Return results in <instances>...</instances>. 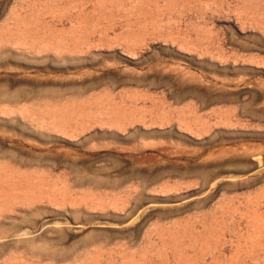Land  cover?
<instances>
[{
    "label": "rangeland",
    "instance_id": "obj_1",
    "mask_svg": "<svg viewBox=\"0 0 264 264\" xmlns=\"http://www.w3.org/2000/svg\"><path fill=\"white\" fill-rule=\"evenodd\" d=\"M0 264H264V0H0Z\"/></svg>",
    "mask_w": 264,
    "mask_h": 264
}]
</instances>
